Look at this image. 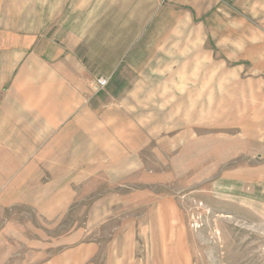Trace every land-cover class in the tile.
<instances>
[{
  "label": "rangeland",
  "instance_id": "rangeland-1",
  "mask_svg": "<svg viewBox=\"0 0 264 264\" xmlns=\"http://www.w3.org/2000/svg\"><path fill=\"white\" fill-rule=\"evenodd\" d=\"M194 3L180 36L123 58L133 93L101 90L64 167L0 174V264H264V0ZM15 17L0 42L30 33Z\"/></svg>",
  "mask_w": 264,
  "mask_h": 264
},
{
  "label": "crops",
  "instance_id": "crops-1",
  "mask_svg": "<svg viewBox=\"0 0 264 264\" xmlns=\"http://www.w3.org/2000/svg\"><path fill=\"white\" fill-rule=\"evenodd\" d=\"M194 1L0 0L1 15L17 16L14 30H27L20 17L31 16L23 43L17 36L0 42L14 47L0 54V174H32L44 160L45 173L60 159L64 167L71 134L85 141L102 125L97 80H109L108 100L132 94L117 85L129 78L123 58H142L180 36L181 15L193 13Z\"/></svg>",
  "mask_w": 264,
  "mask_h": 264
},
{
  "label": "built area",
  "instance_id": "built-area-1",
  "mask_svg": "<svg viewBox=\"0 0 264 264\" xmlns=\"http://www.w3.org/2000/svg\"><path fill=\"white\" fill-rule=\"evenodd\" d=\"M108 83H109V80L107 78L101 77L97 80V88L104 89L108 85Z\"/></svg>",
  "mask_w": 264,
  "mask_h": 264
}]
</instances>
